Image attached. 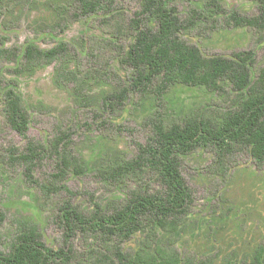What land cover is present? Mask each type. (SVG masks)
Segmentation results:
<instances>
[{"label":"rangeland","instance_id":"obj_1","mask_svg":"<svg viewBox=\"0 0 264 264\" xmlns=\"http://www.w3.org/2000/svg\"><path fill=\"white\" fill-rule=\"evenodd\" d=\"M166 2L184 22L181 38L204 56L232 58L252 51L256 60L251 69L253 79L264 69V38L260 39L256 30L234 27L232 20L234 13L243 18L261 15L257 1ZM115 8L129 31L121 39L125 48L133 42L128 37L133 32L131 22L142 11L143 0H116ZM79 11L74 0H0V49H23L33 41L48 50L64 41L74 57L70 68L101 76L100 83L79 97L73 83L57 86V63L17 77L11 71L15 64L0 60V211L5 215L0 226V252L9 251L19 221L31 219L39 225L48 251L80 255L97 249V211L111 214L126 203L132 191L143 195L166 192L155 171L140 183L120 188L100 178V167L119 156L137 158L140 148L153 142L151 123L157 112L169 109L173 115L186 116L196 109L227 110L233 104L235 92L228 81L221 83L220 92L178 85L161 97L154 96V89L145 97L133 87V69L119 62L113 43L104 41L111 38L112 31L104 23L103 12L85 16ZM154 26L147 17L142 20L143 28ZM9 88L22 95L30 112L26 136L6 122L4 91ZM109 92L125 93L127 100H121V109L113 111L104 105ZM155 102L164 103L165 109L155 108ZM60 129L70 136L72 154L81 155L86 162L84 175L69 174L63 181L54 178L59 159L49 150ZM30 143L45 145L48 151L29 177L26 165L14 159L27 154ZM11 148L17 150L15 157ZM181 162L192 199L189 231L177 243L180 251L211 264H252L258 247L264 244V162L239 145L230 152L201 147L181 157ZM144 238V233L136 234L125 250L135 251Z\"/></svg>","mask_w":264,"mask_h":264},{"label":"trees","instance_id":"obj_2","mask_svg":"<svg viewBox=\"0 0 264 264\" xmlns=\"http://www.w3.org/2000/svg\"><path fill=\"white\" fill-rule=\"evenodd\" d=\"M74 1L80 15L103 12L104 23H108L112 31L111 38L104 41L107 45L113 43L119 62L133 69V87L145 97L153 89L154 96L160 94L161 97L178 85L220 92L221 83L226 81L231 83L235 97L227 110L196 109L186 116L173 115L169 109L157 112L151 123L153 142L142 146L137 158L119 156L100 167V178L120 188L140 183L155 171L166 192L143 195L132 191L126 203L111 214L97 211L95 228H99L100 236L97 249L91 248L80 255L76 251H48L39 225L32 219L21 220L9 251L0 252V264H211L195 254L181 252L177 246L189 231L192 199L182 176L181 157L201 147L212 146L230 152L239 145L247 147L253 157L264 162V69L253 79L251 69L256 60L252 51L237 53L232 58L204 56L199 48L181 38L184 22L177 16L176 9L168 7L166 0H143L142 11L136 13L131 22L133 32L128 37L133 42L125 48L121 39L129 31L122 14L116 13V0ZM255 1L259 3L261 15L243 18L234 13L232 20L234 27L256 30L261 39L264 38V0ZM146 17L149 24L154 21V27H142ZM3 59L15 64L11 71L17 77L32 75L57 63V86L73 83L79 97L86 96L90 87L100 83L101 76L84 72L80 67L70 68L74 57L64 41L48 50L33 41L27 42L23 49L2 48L0 60ZM13 83L18 82L13 80ZM124 95V92H109L104 105L117 111L122 108L121 100H127ZM159 106L165 109L164 103L156 105L155 102V108ZM4 114L8 125L19 135L26 136L32 119L22 95L15 88L4 91ZM71 144L70 136L61 129L51 141L49 150L59 159L56 179L63 181L69 174L81 176L86 172L85 160L81 155L72 154ZM15 151V148L9 150L14 157ZM47 151L45 145L30 143L27 154L16 156L14 160L26 165V175L30 177ZM220 169L224 170L221 166ZM72 215L83 224L75 212ZM4 221L5 215L0 211V226ZM139 233L145 235L141 245L135 251H126L125 244ZM252 264H264V244L258 247Z\"/></svg>","mask_w":264,"mask_h":264}]
</instances>
